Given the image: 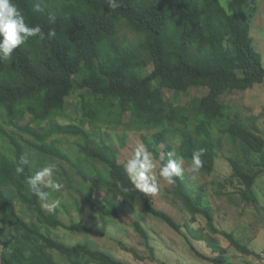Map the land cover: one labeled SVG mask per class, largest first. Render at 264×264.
<instances>
[{"label": "trees", "instance_id": "obj_1", "mask_svg": "<svg viewBox=\"0 0 264 264\" xmlns=\"http://www.w3.org/2000/svg\"><path fill=\"white\" fill-rule=\"evenodd\" d=\"M116 2L119 6L112 9L108 0H15L26 22L41 26L44 36L30 38L11 58L0 60V116L4 117L0 125V264H131L88 243L67 245L44 233V228L83 234L90 229L83 223L67 225L58 213L45 211L44 200L26 184L37 174L30 163L32 153L42 157V165L43 157L61 161L62 176L70 177L64 163L70 164L78 169L84 185L106 193L104 205L94 192L80 190L84 203L103 218L137 214L139 209L182 233L183 226L136 187L118 152L96 133H89L87 125L117 126L130 116L127 128L149 133L142 139L160 166L169 153L176 158L174 151L191 166L193 152L204 148L202 167L196 173L205 177L214 174L222 135L226 136L240 144L241 152L229 158L234 172L221 186L237 181L244 187L240 190L243 201H257L254 187L264 170L254 169L252 160L253 154L264 155V136L222 101L230 93L264 83L263 57L252 35L253 16L230 13L221 0ZM36 4L42 11H34ZM125 28L136 35L135 43L121 39ZM50 30L55 31L52 38L47 35ZM193 89L208 92L183 101ZM74 96L79 101L69 104ZM76 115L81 117L79 124L59 122ZM59 136L83 141L78 142V150L89 165L78 158V168L60 147V139L54 138ZM173 139L179 142L176 149ZM18 166L23 167L22 174L16 172ZM39 188L52 195L45 182ZM206 192V184L192 190L183 171L172 183L171 194L192 216V223L199 216L206 219L211 234L195 238L207 242L216 256L205 255L185 237L191 251L212 264H233L228 249L216 238L222 235L241 253L253 255L232 234L216 227ZM135 227L149 246L138 221ZM123 248L141 258L135 249Z\"/></svg>", "mask_w": 264, "mask_h": 264}, {"label": "rangeland", "instance_id": "obj_2", "mask_svg": "<svg viewBox=\"0 0 264 264\" xmlns=\"http://www.w3.org/2000/svg\"><path fill=\"white\" fill-rule=\"evenodd\" d=\"M224 7L230 13H242L253 16L252 35L254 37V46L262 54L264 62V0H221ZM121 39L126 44L135 43L137 37L127 28L121 31ZM206 89H193L190 97H186L183 101H191L197 97H203L207 94ZM170 93H166V97H170ZM78 100L76 96L69 99V104ZM79 101V100H78ZM222 101L232 108L234 115H240L249 127H256L264 136V83L257 84L253 88L245 92H234L223 97ZM68 109L71 106L68 105ZM4 117L0 116V125H2ZM81 117L74 116L72 120L61 119L62 124H79ZM98 126L87 125L89 133H96L101 140L109 142V144L118 152L119 161L127 165L128 161L134 157L141 148L148 149L142 139L143 135L149 133L137 131L136 129L127 128L130 125V116L126 118V122L120 125H106L104 122L97 124ZM7 131L14 128L6 127ZM217 134L220 135L217 131ZM223 146L219 151L220 157L216 160V169L211 177H205L191 171V166L183 160L182 169L187 177V183L192 190L198 191L206 184V197L212 201L215 212V224L220 231L230 233L237 242L242 246L249 248L256 254L264 250V174H262L254 187V193L257 196L256 203L244 202L240 193L243 186L235 181L234 184H227L225 188L221 185L225 180L233 174V167L229 162V158L240 155V144H235L228 137L223 136ZM28 138V136H27ZM61 141V148L68 155L73 163L81 169L77 164L78 158L86 157L80 154L78 150L77 137H54ZM126 139L125 145L123 140ZM175 149L178 148L179 142L173 139ZM151 153V152H149ZM177 151H174V157H177ZM31 166L34 173L40 172L43 168L54 165L55 170L52 179L55 183L61 185L58 190L51 188V194L43 205L58 201L57 206L48 213H58L59 218L67 225L74 223H83L89 229L88 234L80 232H69L65 229H48L44 228V233L50 234L57 240L67 244L75 245L78 243H88L92 248L107 252L117 259L129 262L131 264H159V262H167L169 264H212L208 261L198 258L191 251L185 237H188L192 244L207 256L215 257L212 249L207 242L199 241L195 236L203 234H211L207 227V221L199 216L196 223H192V216L184 209L181 201L174 200L171 194L172 184L162 179L159 175L160 163L151 153V162L153 167L146 172L147 179L135 178L136 183H149L157 187L155 193H149L154 201L155 206L170 216L183 226L182 233H177L162 221L143 214L137 209V214H125L119 218H103L99 212L92 210L84 203L82 194L94 192V197L101 204L106 205L108 195L104 192H95L94 189L84 185L81 178L77 175L78 169H74L70 164L64 163L68 176H62L63 171L58 166L62 163L59 160L54 161L50 157H43V167L41 158L38 153H32ZM142 157V156H141ZM85 166L89 165L86 161ZM252 165L254 169L264 170V155H254ZM89 170V169H88ZM58 171V172H57ZM45 183L47 185L46 179ZM224 193L219 195L218 193ZM64 206L67 207L64 209ZM68 211V212H67ZM141 224L142 229L147 233L148 245L144 237L135 227V222ZM186 225H189L190 230ZM216 238L220 244L228 249L227 257L233 264H255L253 255L241 253L236 247L232 246L230 241L218 235ZM129 249H135L140 259H137L132 253L127 252L123 246ZM2 246L0 245V259L2 254ZM256 261V259H255Z\"/></svg>", "mask_w": 264, "mask_h": 264}, {"label": "clouds", "instance_id": "obj_3", "mask_svg": "<svg viewBox=\"0 0 264 264\" xmlns=\"http://www.w3.org/2000/svg\"><path fill=\"white\" fill-rule=\"evenodd\" d=\"M108 6L109 8L115 9L119 5L116 0H108ZM34 11H42L39 4L34 6ZM47 35L49 38H52L55 36V31L50 30ZM43 36L44 32L41 26H33L26 22L25 15L15 3V0H0V60L11 58L15 50L24 45L30 38H43ZM205 152L206 149L204 148H199L193 152L191 157V171L193 173L198 172L202 167L201 157ZM168 155L169 159L160 167L159 175L169 184H172L175 183V178L182 174L183 157L177 156L173 159L172 153ZM152 167L151 153L141 148L140 151L128 161L126 171L129 177L133 178L135 182L136 177L147 179L146 172ZM54 170V165L47 166L35 176L29 177L26 181L30 190L41 200H46L48 196V193L41 191L39 188V185L45 182V179L50 188L58 190L61 187V185L55 183L52 179ZM23 171L24 169L22 166L16 168L18 174H22ZM136 187L145 193H155L157 191V187L149 183H136ZM58 203V201H54L50 204H45L44 207L51 211Z\"/></svg>", "mask_w": 264, "mask_h": 264}, {"label": "built area", "instance_id": "obj_4", "mask_svg": "<svg viewBox=\"0 0 264 264\" xmlns=\"http://www.w3.org/2000/svg\"><path fill=\"white\" fill-rule=\"evenodd\" d=\"M256 264H264V250L258 254Z\"/></svg>", "mask_w": 264, "mask_h": 264}, {"label": "crops", "instance_id": "obj_5", "mask_svg": "<svg viewBox=\"0 0 264 264\" xmlns=\"http://www.w3.org/2000/svg\"><path fill=\"white\" fill-rule=\"evenodd\" d=\"M262 251H263V250H262ZM262 251H261V252H262ZM253 253L255 254V256H254V258H253V260H252V261H254V263L256 264V261H255V259L257 260V255H258L259 253H257V254H256L254 251H253Z\"/></svg>", "mask_w": 264, "mask_h": 264}]
</instances>
